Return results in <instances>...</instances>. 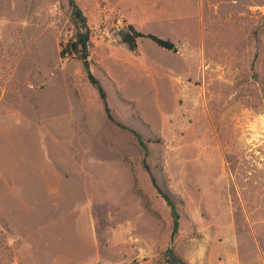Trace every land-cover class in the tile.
<instances>
[{
    "label": "rangeland",
    "instance_id": "rangeland-1",
    "mask_svg": "<svg viewBox=\"0 0 264 264\" xmlns=\"http://www.w3.org/2000/svg\"><path fill=\"white\" fill-rule=\"evenodd\" d=\"M0 0V264H264V0ZM171 39L140 38L127 24Z\"/></svg>",
    "mask_w": 264,
    "mask_h": 264
},
{
    "label": "trees",
    "instance_id": "trees-1",
    "mask_svg": "<svg viewBox=\"0 0 264 264\" xmlns=\"http://www.w3.org/2000/svg\"><path fill=\"white\" fill-rule=\"evenodd\" d=\"M69 14H70V34L65 38L60 40V49L59 55L61 58H67L75 56L77 57L83 66V69L86 73V77L91 85L96 89L99 98L103 104V109L105 111L106 117L109 121L115 122L119 127L123 129L129 130L136 137L137 141L145 146V141L141 137V135L120 122H116L112 117L110 112V108L107 103L106 92L101 85L98 78L93 74L91 70V61L89 58V47H90V28L87 22L86 15L84 14L82 8L78 5L76 0H67ZM140 38H147L157 46L167 49V50H176L175 43L165 37H161L152 32H143L134 27L133 24L129 23L126 25L125 29L121 33L122 42L131 50H134L137 47V41ZM151 182L155 187L157 193L165 200L167 205L170 207L171 216H172V228H171V236L169 239V244L165 250V259L167 264H188L180 257L175 254L173 248V239L174 235L178 230V219L179 213L176 208V204L172 196L165 189L161 188L156 179L151 176Z\"/></svg>",
    "mask_w": 264,
    "mask_h": 264
}]
</instances>
